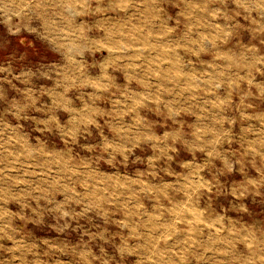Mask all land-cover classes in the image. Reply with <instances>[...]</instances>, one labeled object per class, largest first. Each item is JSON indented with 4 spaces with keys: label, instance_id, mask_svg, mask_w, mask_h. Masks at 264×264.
<instances>
[{
    "label": "rangeland",
    "instance_id": "374dc122",
    "mask_svg": "<svg viewBox=\"0 0 264 264\" xmlns=\"http://www.w3.org/2000/svg\"><path fill=\"white\" fill-rule=\"evenodd\" d=\"M0 264H264V0H0Z\"/></svg>",
    "mask_w": 264,
    "mask_h": 264
}]
</instances>
